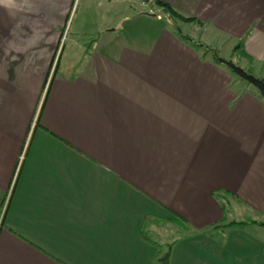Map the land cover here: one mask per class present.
<instances>
[{
	"label": "crops",
	"instance_id": "0c3cea01",
	"mask_svg": "<svg viewBox=\"0 0 264 264\" xmlns=\"http://www.w3.org/2000/svg\"><path fill=\"white\" fill-rule=\"evenodd\" d=\"M162 1L264 63V0ZM156 6L0 0V264H264L210 230L264 213V98Z\"/></svg>",
	"mask_w": 264,
	"mask_h": 264
},
{
	"label": "rangeland",
	"instance_id": "374dc122",
	"mask_svg": "<svg viewBox=\"0 0 264 264\" xmlns=\"http://www.w3.org/2000/svg\"><path fill=\"white\" fill-rule=\"evenodd\" d=\"M155 11L160 12V8L156 6ZM177 25L178 27H181L183 32L190 34L196 41H198L200 44H203L204 47L208 46L212 49H215L221 58L227 61L233 62L235 65L242 67L245 71H249L251 69L253 71V75L255 76H264V67H263L264 65L262 66L263 63H260L258 66L256 65L247 66L246 65L245 67L244 65H241L239 59L236 58V55L232 53L233 41L229 37H226L223 34H217V32H211V33L210 32H199V31H196L194 27L192 26L186 27L181 22H177ZM67 33L68 31H66L65 37H68L69 39L70 36H68ZM64 41H66V38L64 39ZM207 56H210V55L207 54ZM235 79L237 82L239 81V83L241 82V83L247 84L251 86L253 89H255L252 85L248 84L246 81H244L240 77L235 76ZM223 204L227 208L228 200L223 202ZM228 210L229 211L225 215V221H223L222 223H228L231 221L242 222V223L244 222L246 224L242 226L246 225V234L254 236L257 239H264V228H263L264 226H259V223H264V213H256V212H253L252 210L250 211L248 209L245 210V209L236 208V207H234L233 209L228 208ZM250 221H255V223L250 224L249 223ZM254 224H257V225H254ZM158 228L156 229L153 227L154 233L161 232L162 228L161 227H158ZM240 228L244 229L243 227H240ZM174 234L175 232H172V234L166 233L167 235L166 238H168V236L171 237V235L173 236ZM166 242L167 241H165V244Z\"/></svg>",
	"mask_w": 264,
	"mask_h": 264
},
{
	"label": "trees",
	"instance_id": "16d2710c",
	"mask_svg": "<svg viewBox=\"0 0 264 264\" xmlns=\"http://www.w3.org/2000/svg\"><path fill=\"white\" fill-rule=\"evenodd\" d=\"M153 2L161 8L162 13L164 14L165 18H167L168 20H170L172 26L176 29L178 36L188 42H191L195 47L201 46L204 47L203 44H200L199 42H195L192 38H190L187 34H183L180 30V27H178L177 22H190V23H197L198 21L192 17H185L182 14H180L179 12H177L175 9H173L171 6L165 4L162 0H153ZM205 51H210L212 54V58L213 60L218 63L221 64L218 61V58H221L219 56V54L217 53V51L215 49H212L208 46L204 47ZM264 65V63L262 64V66ZM264 67V66H263ZM228 68V67H227ZM250 74H253V71L250 69L249 71H247ZM259 78L264 79V76H257ZM258 92V91H257ZM264 98V97H262ZM214 196H217L216 193H214ZM221 199V197H219ZM250 224L255 223V221H250ZM176 224L180 227L181 230L186 231L188 233L191 232V229L184 223V221H181V219H179ZM246 223H242V222H236V221H231L228 223H220V224H216L212 227H210V230H216V229H226V228H230V227H234V226H240V225H244ZM259 226H264V223H259ZM174 242H170V243H154L155 247H156V254L155 257L152 261L151 264H169V254H170V250L171 247L173 245Z\"/></svg>",
	"mask_w": 264,
	"mask_h": 264
},
{
	"label": "water",
	"instance_id": "95a60500",
	"mask_svg": "<svg viewBox=\"0 0 264 264\" xmlns=\"http://www.w3.org/2000/svg\"><path fill=\"white\" fill-rule=\"evenodd\" d=\"M144 1L148 2L149 0ZM218 61L228 67L236 76L252 85L258 91L260 96L264 97V79L248 73L242 67L235 65L231 61H227L223 58H218Z\"/></svg>",
	"mask_w": 264,
	"mask_h": 264
},
{
	"label": "built area",
	"instance_id": "2783aa9c",
	"mask_svg": "<svg viewBox=\"0 0 264 264\" xmlns=\"http://www.w3.org/2000/svg\"><path fill=\"white\" fill-rule=\"evenodd\" d=\"M63 40V39H62Z\"/></svg>",
	"mask_w": 264,
	"mask_h": 264
}]
</instances>
